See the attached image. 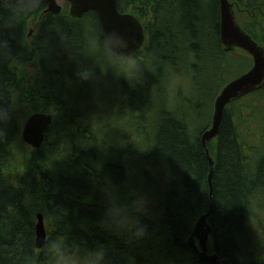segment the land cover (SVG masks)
Returning <instances> with one entry per match:
<instances>
[{"label":"trees","instance_id":"16d2710c","mask_svg":"<svg viewBox=\"0 0 264 264\" xmlns=\"http://www.w3.org/2000/svg\"><path fill=\"white\" fill-rule=\"evenodd\" d=\"M230 2L241 28L264 48V0ZM46 8L34 20L40 35L31 49L17 43L22 28L10 41L21 63L39 66V76L0 64V98L10 111V120L0 125L4 264H25L24 257L47 264L35 251L39 213L47 237L62 236L81 249L104 244L113 264H127L128 257L136 264H208L187 242L211 204L209 253L231 264H264V227L253 237L255 224L264 226V88L229 105L218 136L208 142L215 162L210 195L202 135L212 126L223 88L252 66L248 54L227 51L222 43L220 1L118 0L120 12L142 23L146 41L133 55L134 74L98 57L96 83L78 80L60 36L49 30L58 25L70 43L86 48L93 33H102L95 12L75 19L68 4L59 15L45 13ZM31 25L23 27L31 30ZM194 75L213 81L201 87L210 107L202 101L184 111L180 104ZM103 86L110 88L107 96ZM33 113L53 116L39 149L22 140ZM164 151L175 178L162 167ZM106 180L124 201L133 192L148 197V214L139 217L147 225L144 239L129 245L127 236L101 228ZM9 254L11 259H4Z\"/></svg>","mask_w":264,"mask_h":264},{"label":"clouds","instance_id":"9594fccd","mask_svg":"<svg viewBox=\"0 0 264 264\" xmlns=\"http://www.w3.org/2000/svg\"><path fill=\"white\" fill-rule=\"evenodd\" d=\"M44 5H46L45 0H0V64L8 63L10 67H22L23 71L30 76H39V66L33 68L21 63L19 57L13 54L10 41L17 39V29L22 28V34L17 40L18 45L25 49H31L34 46V41L40 35V29H32L30 35V29L23 25L25 22L31 25ZM49 30H55L60 36L67 58L75 63L76 77L82 83L97 79L96 68L100 63L98 57H102L113 66L123 67L128 74H134L137 70L129 41L116 31L104 30L99 36L93 33L89 37L87 47L81 49L65 38L58 25L50 26ZM47 45L48 42L45 40L42 43L45 50ZM9 120L10 111L0 98V125L6 124ZM0 135H2V129H0ZM167 155L169 153L164 151L161 157L162 167L168 178H175L171 166L167 163ZM179 164L181 165L180 162ZM101 190L106 198V211L100 223L101 228L117 236H127L129 245L144 239L147 235V225L139 217L148 214V197L145 194L133 192L131 194L133 198L130 201H124L117 187L110 180L105 181ZM35 251L47 257V264H113L109 259V249L104 244H97L91 249H81L76 244L70 245L62 236L55 239L46 237L43 246ZM4 259L10 260L11 254ZM24 261L25 264H34L32 257H24ZM0 264H4L3 259H0ZM127 264H136L135 258L128 257Z\"/></svg>","mask_w":264,"mask_h":264},{"label":"water","instance_id":"95a60500","mask_svg":"<svg viewBox=\"0 0 264 264\" xmlns=\"http://www.w3.org/2000/svg\"><path fill=\"white\" fill-rule=\"evenodd\" d=\"M221 23V40L227 51L241 49L252 58V67L243 75L229 82L217 97L214 105L212 126L202 135V144L210 162L209 183L211 198L213 197L212 178L215 162L210 155L208 142L214 140L219 132L226 108L242 98L264 88V48L259 45L239 25L234 5L230 0H219ZM69 5L71 17L81 19L86 13L93 11L97 15L102 32L116 31L130 43L132 56L139 52L146 41L142 23L131 13H122L118 8V0H64ZM47 12L59 15L63 5L57 0H45ZM53 123V116L44 113H33L26 120L22 129L23 142L34 149H39L45 142L46 134ZM213 210L203 215L197 222L193 234L187 244L199 258L208 264H231L218 254H210V241L213 233L208 222ZM47 237L44 217L37 215L36 248H41Z\"/></svg>","mask_w":264,"mask_h":264},{"label":"rangeland","instance_id":"374dc122","mask_svg":"<svg viewBox=\"0 0 264 264\" xmlns=\"http://www.w3.org/2000/svg\"><path fill=\"white\" fill-rule=\"evenodd\" d=\"M57 1L61 5L65 4L64 0H57ZM37 24H38V21H34L32 23V25H31L32 26L31 29H35V26ZM235 50H238V49L235 48L232 51H235ZM252 65H253V62H252ZM30 67L35 68L36 64L33 63ZM94 81L96 83L97 79L94 80ZM211 83H213V81H209V80L204 79L203 77H199V76L194 75L193 78L190 79L189 83L185 87V93L183 95L184 97H183V99L181 101V104H180L181 106L180 107L185 111V110H188L189 108H191L192 106L193 107L195 105L198 106V104L201 103L202 101L203 102L205 101L206 106H207L208 98L201 93V87H204V88L205 87H209V84H211ZM102 91H106L105 96H107L109 91H110V88L103 86L101 88V92ZM188 101H190V103H193V105H191V106L189 105L188 106V104L186 103ZM256 106H257V104H256ZM207 107H210V106H207ZM255 226H256V228H254V235H253L254 238H256L259 234H261L260 226L264 227L263 224H261V223H260V225L256 223ZM210 245H211V243H210Z\"/></svg>","mask_w":264,"mask_h":264},{"label":"flooded vegetation","instance_id":"af4514ba","mask_svg":"<svg viewBox=\"0 0 264 264\" xmlns=\"http://www.w3.org/2000/svg\"><path fill=\"white\" fill-rule=\"evenodd\" d=\"M65 5V4H64ZM64 5H63V9H64ZM45 13H49V12H47V8H46V11H45ZM61 14V13H60ZM36 28V27H35ZM32 30V29H31ZM31 30H30V32H29V34L31 35Z\"/></svg>","mask_w":264,"mask_h":264}]
</instances>
